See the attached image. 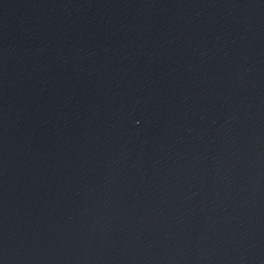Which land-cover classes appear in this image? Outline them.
I'll return each instance as SVG.
<instances>
[{
  "label": "water",
  "instance_id": "obj_1",
  "mask_svg": "<svg viewBox=\"0 0 264 264\" xmlns=\"http://www.w3.org/2000/svg\"><path fill=\"white\" fill-rule=\"evenodd\" d=\"M0 264H264V0H0Z\"/></svg>",
  "mask_w": 264,
  "mask_h": 264
}]
</instances>
